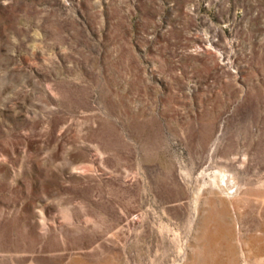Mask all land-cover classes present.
<instances>
[{
    "label": "rangeland",
    "instance_id": "rangeland-1",
    "mask_svg": "<svg viewBox=\"0 0 264 264\" xmlns=\"http://www.w3.org/2000/svg\"><path fill=\"white\" fill-rule=\"evenodd\" d=\"M263 231L264 0H0V264H264Z\"/></svg>",
    "mask_w": 264,
    "mask_h": 264
},
{
    "label": "bare ground",
    "instance_id": "bare-ground-1",
    "mask_svg": "<svg viewBox=\"0 0 264 264\" xmlns=\"http://www.w3.org/2000/svg\"><path fill=\"white\" fill-rule=\"evenodd\" d=\"M249 238L248 239L250 241V244L254 243L252 247H254L256 250H259L261 252L264 251V231L261 236H257L255 233H251L249 235Z\"/></svg>",
    "mask_w": 264,
    "mask_h": 264
}]
</instances>
